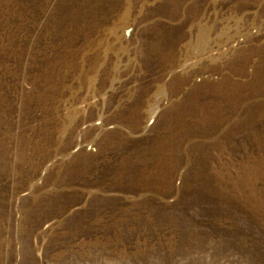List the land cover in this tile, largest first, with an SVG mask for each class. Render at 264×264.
Instances as JSON below:
<instances>
[{
    "label": "rangeland",
    "instance_id": "obj_1",
    "mask_svg": "<svg viewBox=\"0 0 264 264\" xmlns=\"http://www.w3.org/2000/svg\"><path fill=\"white\" fill-rule=\"evenodd\" d=\"M0 264H264V0H0Z\"/></svg>",
    "mask_w": 264,
    "mask_h": 264
}]
</instances>
